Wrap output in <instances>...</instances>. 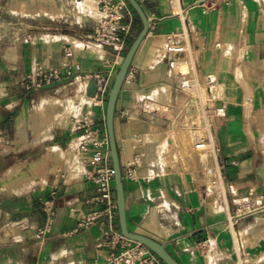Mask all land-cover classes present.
Returning a JSON list of instances; mask_svg holds the SVG:
<instances>
[{
    "label": "crops",
    "instance_id": "1",
    "mask_svg": "<svg viewBox=\"0 0 264 264\" xmlns=\"http://www.w3.org/2000/svg\"><path fill=\"white\" fill-rule=\"evenodd\" d=\"M72 1L76 10L54 23L55 32L27 39L17 60L0 67V264H108V242L98 227L75 232L86 202L98 195L87 179L90 151L81 145L98 130L95 139L108 141L103 151L106 165L113 167L108 96L143 23L128 3L133 15L123 23L128 30L121 31L123 49L116 54L88 40L98 19L78 7L84 0ZM100 1L89 0L94 13H100ZM137 1L150 26L129 69L132 76L120 91L114 119L128 229L164 245L179 264H264V153L246 130L264 108V0H230L218 7L216 0ZM177 34L186 35L188 42L185 76L206 84L207 76L214 75L228 108L215 131L222 199L209 192L193 133L174 130L153 113L184 99L176 93L179 78L170 70L166 50L168 37ZM72 41L87 45L78 49ZM69 45L80 69L70 78L26 90L28 76L38 66L63 63ZM98 76L107 87L101 103H87L75 122L34 128L30 104L64 98L69 82H97ZM248 89L256 110L252 120L246 111ZM148 126L178 133L175 167L166 166L157 141L147 142ZM60 152L68 155L52 157ZM17 169L26 172V179L13 181L17 191L5 190L9 171L21 174ZM258 199L262 209L242 212L246 203ZM44 201H51L55 211L50 228ZM115 227L121 232L119 216ZM38 233L44 234L38 238Z\"/></svg>",
    "mask_w": 264,
    "mask_h": 264
},
{
    "label": "built area",
    "instance_id": "2",
    "mask_svg": "<svg viewBox=\"0 0 264 264\" xmlns=\"http://www.w3.org/2000/svg\"><path fill=\"white\" fill-rule=\"evenodd\" d=\"M230 0H216L218 7L221 3H227ZM133 13L126 0H101L100 18L96 22L88 40L103 47L112 49L118 54L123 49L124 39L121 31H127L123 23L132 17ZM167 54L169 57V66L172 74L179 78L176 86V93L183 102L169 105L163 110H154L153 113L169 122V126L174 130H187L194 134L197 142V150L213 148V123L217 119L227 117L228 108L220 98H213L210 88L217 83L214 75L207 76V83L202 84L196 78H187L186 62L183 60L184 54L188 50L186 35L177 34L168 37ZM76 50L72 45L64 49L65 61L52 68L38 66L35 72L31 73L24 83L26 90H37L44 86L51 85L54 82L70 78L80 69V65L75 61ZM132 73L128 71L126 79L130 78ZM97 90L93 97L94 103L102 102V95L106 91V79L98 76ZM202 123L203 129L200 126ZM88 126V125H86ZM91 126V125H89ZM204 131V135L198 136V131ZM94 132L93 139L83 143L81 150L90 151L89 161L92 169L87 173V179L96 185L98 195L86 202L87 210L80 215L75 232H81L93 227H98L108 242L110 255L108 264H164L163 260L151 249L140 242L132 241L126 238L115 227L118 219V206L116 202L114 169L106 165L108 159L104 153V146L108 144L106 140H96ZM93 145V148H90ZM44 210L50 225L53 221L55 211L51 201L43 202ZM263 201L256 200L254 203H246L243 206V213L254 212L262 209ZM242 213V214H243ZM44 233H38L40 238Z\"/></svg>",
    "mask_w": 264,
    "mask_h": 264
},
{
    "label": "rangeland",
    "instance_id": "3",
    "mask_svg": "<svg viewBox=\"0 0 264 264\" xmlns=\"http://www.w3.org/2000/svg\"><path fill=\"white\" fill-rule=\"evenodd\" d=\"M76 6V3L72 0H0V67H4L17 60L22 43L27 39L34 37L35 35H45L48 32H55L57 29L54 28V23H58V20L62 15L73 13L76 10ZM78 7L80 8V5ZM89 15H94L93 17L95 20L100 18V13L98 11L95 13H89ZM72 44L78 49H83L87 45V43L79 41H72ZM90 83L91 82L88 80H79L76 83L69 82L70 85H67L66 87L64 98H44L40 103H35L34 105L30 104V116L34 128L45 129L46 127L42 123L43 115L46 114L48 117H54L59 112H65L67 106L71 103H73V108L70 110L71 113L69 112L70 115L68 119L63 120L62 122H70L71 119H73L72 122H75V119L79 118V115L86 107V104L95 102V100H89V98H87ZM209 91L213 98H222V87L214 86L211 87ZM79 95H82L83 98L87 99L85 103L79 99ZM246 99L247 117L252 120L256 110L252 111V108L250 109L251 105L249 103L252 101V93L249 89L247 90ZM151 110L154 109L152 108ZM218 120L219 119H217L212 125L214 136L216 135V122ZM200 126L202 127L201 129L204 128L202 123H200ZM147 128L149 132H156L154 129H157L149 126ZM201 129L197 132L199 137L204 135V131H201ZM246 130L250 137H255V140H252V142L255 143L264 153V108L260 111V114H257L255 117L254 125L252 123L246 125ZM170 132L171 133L168 134V136L172 138V145L169 149L170 154L166 157V166L175 167L178 160L177 153L180 146H178V133L175 131ZM146 140L147 142L152 141L147 138ZM160 148L163 149L162 145ZM197 154L201 162L206 164V169L204 170L203 175L209 182V192L222 199L224 195L222 180L220 176L216 174L213 178H210L209 172V170H213L214 172L220 171L216 157L217 153H214L213 149L208 148L205 150H198ZM160 162V159L159 161L157 159L154 164L158 167ZM21 179H23L22 174L14 171V173L10 174V182L5 184V190L17 191L12 187L14 184L13 181H24ZM262 223L261 220L258 221L259 225H262ZM237 240L238 237L236 234V242Z\"/></svg>",
    "mask_w": 264,
    "mask_h": 264
},
{
    "label": "water",
    "instance_id": "4",
    "mask_svg": "<svg viewBox=\"0 0 264 264\" xmlns=\"http://www.w3.org/2000/svg\"><path fill=\"white\" fill-rule=\"evenodd\" d=\"M132 8L136 11L143 23V29L131 45L129 51L127 52L123 62L119 67V71L115 77L113 87L111 88L107 101V114H106V123L107 131L109 137V144L111 150V157L114 169V182H115V192H116V202L118 206V216L121 233L128 239L136 242H140L151 249L155 254H157L166 264H179L172 255L166 250L165 246L142 235L134 234L129 231L127 225L126 217V199H125V190L123 182V173L121 168V162L115 137L114 129V119H115V109L117 100L122 89V86L126 80V76L131 67L133 58L141 45L142 41L148 34L150 22L146 16L143 8L138 3L137 0H126ZM97 90V82L92 81L89 85L88 95L90 97L95 96Z\"/></svg>",
    "mask_w": 264,
    "mask_h": 264
},
{
    "label": "bare ground",
    "instance_id": "5",
    "mask_svg": "<svg viewBox=\"0 0 264 264\" xmlns=\"http://www.w3.org/2000/svg\"><path fill=\"white\" fill-rule=\"evenodd\" d=\"M80 8L83 10V11H86V12H89V13H93L94 12V8H93V6H92V3L91 2H89V0H84L83 2H81L80 4ZM219 87H221V86H219ZM79 99H81V101L83 102V103H85L86 102V100L87 99H85V98H83V96L81 95H79ZM87 98H89V97H87ZM89 100H93V98L91 97V98H89ZM94 102V101H93ZM73 103H71V104H69L68 106H67V110L65 111V112H62V113H58V114H56V116H54V117H48V116H46V114H44L43 115V117H42V123H43V125L46 127V129H51L55 124L57 125V123H61L63 120H65V119H68V117H69V115H70V110H71V108H73V105H72ZM250 108H251V106H250ZM70 112V113H69ZM44 127V128H45ZM168 134L169 133H167V132H162V131H156V132H152V133H149V134H147L146 135V138L148 139V140H152V141H157L158 143H159V148L161 147V145H162V148L163 149H161L160 148V153L161 154H164V156L165 157H167L168 156V154H170V152H169V149H170V147H171V145H172V138H170L169 136H168ZM213 148H211V149H213L214 150V153H217L218 152V146H217V144H216V142H215V139H214V141H213V146H212ZM68 154H66V153H64V152H60V154H56V155H53L52 157L54 158H57V156H60V157H66ZM48 159V158H47ZM58 159V158H57ZM51 163V162H50ZM22 166V165H21ZM13 168V167H12ZM17 170H19V169H17ZM85 170V169H84ZM20 172H21V174H22V177H23V179H26V177H27V174H26V172L24 171V170H19ZM44 172H46V171H43V173ZM209 172H210V178H213L214 177V175L216 174V175H219L220 176V171H217V172H214L213 170H209ZM10 174H12V173H14V170H11L10 172H9ZM37 173V172H36ZM42 173V172H41ZM45 174V173H44ZM40 175H42V174H40ZM9 176V175H8ZM42 178V177H41ZM18 183V182H17ZM20 183V182H19ZM31 183V182H30ZM36 183V182H35ZM213 198V197H212ZM211 198V199H212ZM213 200H214V198H213ZM238 243H239V246H241L242 245V242L241 241H239L238 240Z\"/></svg>",
    "mask_w": 264,
    "mask_h": 264
}]
</instances>
